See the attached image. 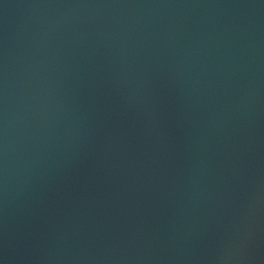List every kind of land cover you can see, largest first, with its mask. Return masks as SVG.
I'll return each instance as SVG.
<instances>
[{
  "label": "water",
  "instance_id": "obj_1",
  "mask_svg": "<svg viewBox=\"0 0 264 264\" xmlns=\"http://www.w3.org/2000/svg\"><path fill=\"white\" fill-rule=\"evenodd\" d=\"M0 264H264V0H0Z\"/></svg>",
  "mask_w": 264,
  "mask_h": 264
}]
</instances>
